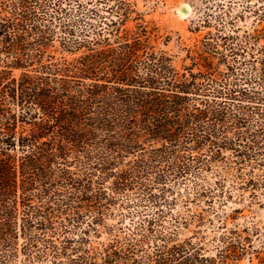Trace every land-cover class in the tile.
Instances as JSON below:
<instances>
[{
    "label": "trees",
    "instance_id": "1",
    "mask_svg": "<svg viewBox=\"0 0 264 264\" xmlns=\"http://www.w3.org/2000/svg\"><path fill=\"white\" fill-rule=\"evenodd\" d=\"M122 3L0 0V264L261 257L227 207L263 203L264 48L210 32L173 53Z\"/></svg>",
    "mask_w": 264,
    "mask_h": 264
},
{
    "label": "rangeland",
    "instance_id": "2",
    "mask_svg": "<svg viewBox=\"0 0 264 264\" xmlns=\"http://www.w3.org/2000/svg\"><path fill=\"white\" fill-rule=\"evenodd\" d=\"M90 6L97 3V6L107 15L108 6L116 4L121 0H83ZM123 9L130 4L136 11L132 13L135 16L137 12L143 14L146 20L153 21L159 26L160 33L164 35L171 34L173 37L168 46L171 52H179L181 36L182 43L194 45L202 40L209 33L221 32L224 34H239L240 39L231 42L230 46L237 47V44L243 43L245 54L255 52L257 56H260L262 49L264 48V0H122ZM77 6L74 2V7ZM182 10L185 12H182ZM186 10V11H185ZM76 14V11H74ZM113 16H115L113 14ZM134 20L128 22L129 26L135 25ZM259 30V31H258ZM245 31L252 33H260L258 39H250L244 41ZM242 39V40H241ZM224 40H221V43ZM224 48V46H221ZM185 53H180L181 58ZM264 54H262L263 56ZM224 166L223 163H221ZM235 164V163H233ZM236 169L232 168L230 182L234 178ZM261 173V171H257ZM264 177V174L262 175ZM235 197H237L242 190H233ZM246 194L245 203L235 202V199L230 200V204L227 207L228 211H232L235 206L243 207L242 211L234 213L236 216L235 222L240 223L241 226L245 224H254L261 230V237L264 238V198L263 203H254L253 206H249V191H244ZM239 201V200H238ZM116 221L114 218L108 220L109 224ZM233 223V218H230L229 224ZM196 226L193 224L188 230H186L181 236H189ZM108 237V233L104 232L101 238L94 237V243L98 244L99 241L105 240ZM258 241V240H257ZM259 244V242H257ZM210 248L212 244L209 245ZM62 264H67L66 259ZM238 264H264V252L261 253V257L253 255L252 260L250 255H245Z\"/></svg>",
    "mask_w": 264,
    "mask_h": 264
},
{
    "label": "bare ground",
    "instance_id": "3",
    "mask_svg": "<svg viewBox=\"0 0 264 264\" xmlns=\"http://www.w3.org/2000/svg\"><path fill=\"white\" fill-rule=\"evenodd\" d=\"M182 12H184L183 10H182ZM185 13V12H184Z\"/></svg>",
    "mask_w": 264,
    "mask_h": 264
},
{
    "label": "water",
    "instance_id": "4",
    "mask_svg": "<svg viewBox=\"0 0 264 264\" xmlns=\"http://www.w3.org/2000/svg\"><path fill=\"white\" fill-rule=\"evenodd\" d=\"M186 11V10H185Z\"/></svg>",
    "mask_w": 264,
    "mask_h": 264
}]
</instances>
